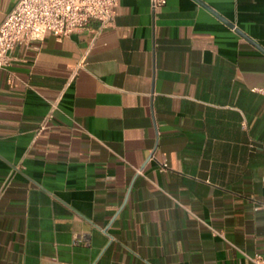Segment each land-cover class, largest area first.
<instances>
[{"label": "crops", "instance_id": "0c3cea01", "mask_svg": "<svg viewBox=\"0 0 264 264\" xmlns=\"http://www.w3.org/2000/svg\"><path fill=\"white\" fill-rule=\"evenodd\" d=\"M18 1L0 0V25ZM200 1L116 0L104 30L14 47L0 264L264 257V53L235 31L264 49V0Z\"/></svg>", "mask_w": 264, "mask_h": 264}, {"label": "built area", "instance_id": "2783aa9c", "mask_svg": "<svg viewBox=\"0 0 264 264\" xmlns=\"http://www.w3.org/2000/svg\"><path fill=\"white\" fill-rule=\"evenodd\" d=\"M150 2L157 9L166 0ZM115 5L116 0H19L0 25V69L9 64L10 53L17 44L40 41L47 32L62 38L82 30L92 21L97 23L98 31L108 28L114 20ZM55 108L56 104L52 103L37 133L49 126ZM165 167L166 164L163 170ZM244 255L252 264H264V257L258 253Z\"/></svg>", "mask_w": 264, "mask_h": 264}, {"label": "water", "instance_id": "95a60500", "mask_svg": "<svg viewBox=\"0 0 264 264\" xmlns=\"http://www.w3.org/2000/svg\"><path fill=\"white\" fill-rule=\"evenodd\" d=\"M199 3H201L202 5L203 2H201L200 0H198ZM208 8V6H205ZM210 11H212V13H214L216 16L220 17L218 14H216V12H214L211 8H208ZM229 27H233V25L230 22H225ZM240 36H242L244 39H246L247 41H249L251 44H253L255 47H257L260 51H262L264 53V49L259 46L256 42H254L252 39H250L248 36H246L245 34H243L242 32H240V30L236 29L235 30Z\"/></svg>", "mask_w": 264, "mask_h": 264}]
</instances>
